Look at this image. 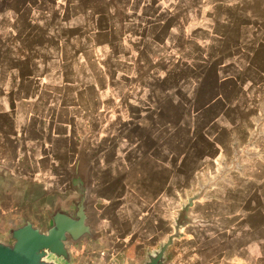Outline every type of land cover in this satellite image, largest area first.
<instances>
[{"label":"rangeland","instance_id":"374dc122","mask_svg":"<svg viewBox=\"0 0 264 264\" xmlns=\"http://www.w3.org/2000/svg\"><path fill=\"white\" fill-rule=\"evenodd\" d=\"M202 1L0 0V60L17 43L27 61L24 73L34 59L41 81L50 74L122 90L134 76L136 89L145 93L135 104L158 108L142 116L160 124L161 136L177 139L183 152L171 234L185 206L190 220L169 247L168 264H264V81L256 80L264 66L245 59L243 78L234 75L240 54L230 46L240 36L224 44L223 35L208 33L212 4ZM84 141L70 189L3 191L0 220L13 230L9 215L26 212L46 224L49 209L59 203L67 209V198L78 195L72 179L81 151L93 171ZM91 183L100 221L103 199L93 189V175ZM99 232L97 241L73 248L74 256L83 245L98 246ZM94 252L105 255L100 246Z\"/></svg>","mask_w":264,"mask_h":264},{"label":"crops","instance_id":"0c3cea01","mask_svg":"<svg viewBox=\"0 0 264 264\" xmlns=\"http://www.w3.org/2000/svg\"><path fill=\"white\" fill-rule=\"evenodd\" d=\"M202 2L212 4L208 33L223 35L224 44L240 36L230 46L240 54L234 75L243 78L245 59L264 66V0ZM25 60L17 43L0 60V191L70 189L77 146L85 139L93 189L103 199L98 246L105 255L94 252L97 244L82 248L94 252L90 264H139L171 234L183 187L178 140L163 138L161 125L142 116L158 108L135 104L145 93L134 76L122 90L50 74L45 82L34 59L24 73ZM256 78L264 81V71Z\"/></svg>","mask_w":264,"mask_h":264},{"label":"water","instance_id":"95a60500","mask_svg":"<svg viewBox=\"0 0 264 264\" xmlns=\"http://www.w3.org/2000/svg\"><path fill=\"white\" fill-rule=\"evenodd\" d=\"M73 173L72 185L78 195L67 198V209L62 203L49 209L46 224H36L25 216L24 222L13 228L10 239L0 237V264H76L73 248L82 245L85 239H99L100 222L94 217L96 209L93 207L97 200L90 196L91 172L83 160L82 151ZM188 209L189 206H185L180 211L175 232L168 240L158 249L148 250L139 264L169 263L172 256L168 249L190 220Z\"/></svg>","mask_w":264,"mask_h":264},{"label":"flooded vegetation","instance_id":"af4514ba","mask_svg":"<svg viewBox=\"0 0 264 264\" xmlns=\"http://www.w3.org/2000/svg\"><path fill=\"white\" fill-rule=\"evenodd\" d=\"M25 190H20V189H6L5 191H4V194H7L8 196L10 195V194H13V195H17V194H19V193H23ZM3 193V192H2ZM9 199V197H7L6 198V201L9 203L10 202V200H8ZM2 215H4L5 214V212L4 211H2V213H1ZM26 212L24 213H21L20 215H16V214H13V215H9L10 217L12 216V219L13 220H15V225H17L18 226V220L19 219H22V217H24V216H26ZM27 215H29V213L27 214ZM30 217H31V219L33 220V221H35V216L34 215H29ZM5 222V221H4ZM3 221H1L0 220V235H4V236H8V235H10V233L12 232V228L5 222L4 223ZM92 250V249H91ZM91 250H86V249H84V250H82L80 253H75V256L74 257H76L77 258V263L78 264H90L89 263V255L90 254H92V253H94L93 251H91ZM76 262V261H75ZM76 263V264H77Z\"/></svg>","mask_w":264,"mask_h":264}]
</instances>
